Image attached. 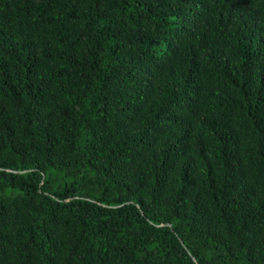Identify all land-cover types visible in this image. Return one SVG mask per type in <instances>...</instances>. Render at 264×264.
<instances>
[{
    "label": "trees",
    "instance_id": "1",
    "mask_svg": "<svg viewBox=\"0 0 264 264\" xmlns=\"http://www.w3.org/2000/svg\"><path fill=\"white\" fill-rule=\"evenodd\" d=\"M0 264H264V0H0Z\"/></svg>",
    "mask_w": 264,
    "mask_h": 264
}]
</instances>
